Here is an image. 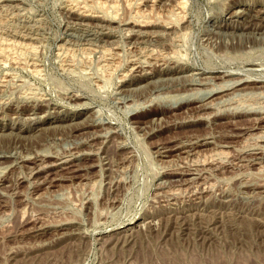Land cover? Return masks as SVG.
Wrapping results in <instances>:
<instances>
[{"label":"rangeland","instance_id":"rangeland-1","mask_svg":"<svg viewBox=\"0 0 264 264\" xmlns=\"http://www.w3.org/2000/svg\"><path fill=\"white\" fill-rule=\"evenodd\" d=\"M181 1L0 0V264H264V0Z\"/></svg>","mask_w":264,"mask_h":264},{"label":"bare ground","instance_id":"bare-ground-1","mask_svg":"<svg viewBox=\"0 0 264 264\" xmlns=\"http://www.w3.org/2000/svg\"><path fill=\"white\" fill-rule=\"evenodd\" d=\"M74 1V0H73ZM98 1V0H97ZM102 2V1H101ZM73 4V3H72ZM99 6V10L102 12V13H104L106 16H108V17H111V18H113V19H116L115 17H116V15H118V9H117V7H115V6H110V8H107V5L105 6L104 4L102 5L101 3L99 4V3H97ZM96 4V5H97ZM108 4V3H107ZM127 4V3H126ZM130 4L131 3H129V6H130ZM133 4V3H132ZM128 5V4H127ZM74 6V5H73ZM128 6V7H129ZM109 7V6H108ZM132 6H130V8H131ZM135 7V6H134ZM185 7H186V3H185V0L184 1H181V2H178L177 4H176V6H175V8H174V10H171L170 11V15H169V21L167 20L166 21V23L163 21V23H165L164 24V26H162V28H164V29H166V30H168V29H170L171 28V25H179L180 26V24L181 23H183L182 22V18L183 17H181L182 15H181V13L182 12H184V10H185ZM77 8V7H76ZM138 8V7H137ZM94 9V8H93ZM173 9V8H172ZM71 10H73V9H71ZM84 10V9H83ZM82 10V11H83ZM85 10H86V8H85ZM84 10V11H85ZM131 10H132V8H131ZM136 10H138V9H136ZM83 11V14H88V13H90V12H84ZM91 11V10H90ZM74 12V11H73ZM153 12V11H152ZM80 14V13H79ZM82 14V15H83ZM99 14V13H98ZM90 15V14H89ZM103 15V14H102ZM168 15V14H167ZM81 16V15H80ZM105 16V17H106ZM159 16V15H158ZM84 17V16H83ZM86 17H88V15H86ZM90 17V16H89ZM160 17V16H159ZM162 17V16H161ZM103 19V18H102ZM152 19L153 20H156V21H159V18L157 17V16H155V15H153V13H151V11H150V13H145V12H143V11H141V10H138V11H136L135 12V14H133V16H132V21H133V27L134 28H137V29H140V30H143V29H147L149 26H151V24L154 22L155 23V21H153V22H151L152 21ZM162 19V18H161ZM161 19H160V21H161ZM185 19H186V17H185ZM165 20V19H164ZM159 23V22H158ZM181 27V26H180ZM82 29V28H81ZM124 29V28H123ZM189 30V29H188ZM166 32V31H165ZM129 33V32H128ZM167 33V32H166ZM192 34V33H191ZM177 37V36H176ZM184 37H185V35H184ZM151 39V38H150ZM219 39V38H218ZM229 40V39H228ZM13 41V40H12ZM8 43V42H7ZM11 43V42H10ZM14 43V42H13ZM17 44V43H16ZM105 44V43H104ZM230 44V43H229ZM12 45H14V44H12ZM19 45V44H18ZM10 46V45H9ZM103 47V46H102ZM8 48V47H7ZM27 48V47H26ZM36 48V47H35ZM34 48V49H35ZM33 49V50H34ZM1 50V49H0ZM3 50V49H2ZM86 51V50H85ZM144 51V50H143ZM252 51V50H251ZM104 52V51H103ZM105 53V52H104ZM155 53V52H154ZM85 54V53H84ZM108 54V53H107ZM117 54V53H116ZM104 55V54H103ZM170 56V55H169ZM222 57V56H221ZM100 58V57H99ZM245 58V57H244ZM14 59V58H13ZM251 59V58H250ZM249 59V60H250ZM257 59V58H256ZM255 59V60H256ZM2 60V59H1ZM17 60V59H16ZM233 61V60H232ZM153 63V62H152ZM230 63V62H229ZM121 66V65H120ZM166 66V65H165ZM116 69V68H115ZM245 71V70H244ZM40 72V71H39ZM232 76V75H231ZM191 78V77H190ZM194 78H196V77H194ZM234 78V77H233ZM180 79V78H179ZM189 79V78H188ZM220 79H222V80H220L221 81V83H219L218 85H214L215 86V88L213 89V91H215V92H219V94H223V93H225V92H227L228 91V88H233V86H235V85H238V84H240V85H238L237 86V88H233L231 91H232V93L230 94V95H227V96H225L226 98L227 97H229V98H232L233 97V99L235 98V97H248V96H255V97H257V96H264V88H262L261 87V89H251L250 91H248L246 88H242V86H244L245 85V83H246V80H242V79H237V80H235V79H231V78H229V77H220ZM111 81V80H110ZM209 82V81H208ZM180 83V82H179ZM204 84V83H203ZM216 84V83H215ZM247 85V84H246ZM213 86V87H214ZM239 87H241V88H239ZM158 91V90H157ZM210 91V90H209ZM207 92V91H206ZM199 93V92H198ZM211 95V94H210ZM182 96V95H181ZM172 97V96H171ZM182 97H184V95L182 96ZM197 97V96H196ZM205 97V96H204ZM224 97V96H223ZM222 99H225V98H222ZM221 98L219 99V101H221L222 100ZM240 99V98H239ZM173 100V99H172ZM241 100V99H240ZM244 100V99H243ZM249 100V99H248ZM217 100H212V101H209V103L207 104V107L208 106H213V105H215V102H216ZM224 102H225V100H223ZM223 101H221V102H223ZM235 101V100H234ZM220 102V103H221ZM228 102H229V100H228ZM232 102V101H231ZM236 102V101H235ZM240 102V101H239ZM218 102H216V104H217ZM238 103V102H237ZM219 104V103H218ZM238 104H241V102L240 103H238ZM237 104V105H238ZM221 105V104H220ZM236 106V105H235ZM206 107V108H207ZM239 107V106H238ZM257 107V106H256ZM205 108V107H204ZM236 108V107H235ZM258 108V107H257ZM237 109V108H236ZM227 110V109H226ZM231 110V109H230ZM249 110V109H248ZM263 111V110H262ZM27 118V117H26ZM115 131V130H114ZM262 134V133H261ZM263 135V134H262ZM264 136V135H263ZM263 138V137H262ZM258 140V139H257ZM247 143V142H246ZM263 147V146H262ZM189 151V150H188ZM262 151V150H261ZM74 154V153H73ZM73 154H72V156H70V157H64V158H60V159H58L57 161H55L54 163L55 164H52V167H56V168H63L64 166L66 167V166H68V165H70L71 163H72V160H69V159H74L73 157ZM29 158V157H28ZM196 162V161H195ZM197 165V164H196ZM43 168V167H42ZM50 168V167H49ZM259 168V167H258ZM6 169V168H5ZM44 169V168H43ZM43 169H41V170H43ZM262 170V169H261ZM2 171H3V169H2ZM40 171V170H39ZM203 172V171H202ZM258 174V173H257ZM31 175V174H30ZM187 182V181H186ZM191 182V181H190ZM185 183V182H184ZM97 184V183H96ZM172 191V190H171ZM179 192V191H178Z\"/></svg>","mask_w":264,"mask_h":264}]
</instances>
